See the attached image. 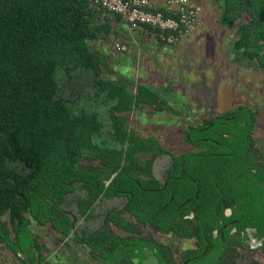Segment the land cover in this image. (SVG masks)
Here are the masks:
<instances>
[{"label":"flooded vegetation","instance_id":"flooded-vegetation-1","mask_svg":"<svg viewBox=\"0 0 264 264\" xmlns=\"http://www.w3.org/2000/svg\"><path fill=\"white\" fill-rule=\"evenodd\" d=\"M64 70L68 83L58 80L61 89L55 97L67 105L77 123L87 120L94 148L79 158L71 159L67 153L63 158L69 164L54 166L52 191H48L56 196L48 199L53 207L38 205L34 221L40 228L49 226L60 237L85 245L102 264H109L105 251L114 256L112 264H121L119 252L125 249L132 253L126 264H219L243 248L264 255V235L259 236L258 227L250 224L248 200L240 195L244 188L248 195L250 179L264 176L258 171L264 168V143L259 144L256 136L264 99L252 107L233 100L222 110H213V116L197 114L201 123L180 128L182 144L177 142L174 150L128 124L130 113L141 105L157 114L166 112L161 94L157 103L121 110V96L95 84L89 72L58 69L57 79ZM77 77L84 78L80 91L71 84ZM159 102L164 109H156ZM60 160L55 159V164ZM260 184L264 187V178ZM46 217L44 223L40 221ZM106 231L121 237L135 235L138 240L121 247L118 241L101 238ZM174 238L192 244L183 249ZM161 246L167 248L161 251ZM41 251L37 238L34 248L29 246L18 256L25 264H49Z\"/></svg>","mask_w":264,"mask_h":264},{"label":"trees","instance_id":"trees-1","mask_svg":"<svg viewBox=\"0 0 264 264\" xmlns=\"http://www.w3.org/2000/svg\"><path fill=\"white\" fill-rule=\"evenodd\" d=\"M222 2L220 24L237 29L234 52H240L257 69L264 70V0ZM156 10L172 15L169 10ZM104 11L94 0H0V242L16 255L37 245L30 225L39 216L35 213L39 204L53 207L48 199H54L56 192L51 196L48 189L53 185L54 166L69 164L63 158L67 153L71 159L79 158L87 149L94 148L87 120L77 123L67 105L55 97L61 89L58 69H74L77 74L89 72L95 84L102 83L104 89L121 96V110L135 104H154L161 97L147 84H138L135 95L128 90L126 80L103 77L108 68L107 56L93 49L91 43L109 32L107 24L98 21ZM245 15L248 20L238 26L236 22ZM146 95L152 99L143 98ZM156 109H164L162 102ZM55 159L61 160L55 164ZM258 171L264 173V168ZM248 173L251 175V171ZM262 178L249 180L248 195L244 194L245 188L240 192L243 194L239 193L248 200L245 205L248 218L251 225L258 227L259 236L264 235ZM4 216L8 219H3ZM47 218L40 221L44 223ZM102 236L104 240L118 241L125 248L138 240L135 235L121 237L113 231ZM147 244L152 245L151 238ZM164 247L167 248L159 249L162 251ZM124 251L128 255L119 252L121 264L132 256L129 250ZM103 257L113 263L111 253L105 251ZM240 257L233 254L218 263L237 264ZM255 264L264 263L255 261Z\"/></svg>","mask_w":264,"mask_h":264},{"label":"rangeland","instance_id":"rangeland-1","mask_svg":"<svg viewBox=\"0 0 264 264\" xmlns=\"http://www.w3.org/2000/svg\"><path fill=\"white\" fill-rule=\"evenodd\" d=\"M222 1L192 0L200 13L197 27L183 42L166 44L167 50L162 43L141 42L135 36H130L129 52L118 51L115 45L119 40L111 35L104 34L91 43L93 49L107 56L108 68L103 77L126 80L132 93H136L138 84L144 83L163 96L166 112L157 114L152 107L141 105L136 113H130L128 124L158 137L170 149L177 150V142L182 144L180 128L184 131L190 125L201 123L197 114L213 116L215 110H222L233 100L252 107L257 100L264 99V72L244 59L240 52H234L237 29H229L219 22ZM247 20L248 15H245L236 23L239 26ZM58 75L61 84L66 85V70ZM75 79L71 84L75 91H80L84 78ZM259 119L256 136L262 144L264 115ZM183 146L189 147L185 141ZM3 219L7 220L8 216ZM30 227L49 264H102L92 257L85 245L60 237L49 226L40 228L33 219ZM165 241L170 242V239ZM172 241L183 249L192 244L179 238ZM240 254L237 264L264 263V255L256 249L243 248ZM19 256L0 242V264H25Z\"/></svg>","mask_w":264,"mask_h":264},{"label":"built area","instance_id":"built-area-1","mask_svg":"<svg viewBox=\"0 0 264 264\" xmlns=\"http://www.w3.org/2000/svg\"><path fill=\"white\" fill-rule=\"evenodd\" d=\"M155 0H94L106 11L119 14L132 29L148 28L165 44L174 45L192 33L199 21V10L190 0H166L171 16L154 8ZM116 49L128 51L125 43Z\"/></svg>","mask_w":264,"mask_h":264},{"label":"crops","instance_id":"crops-1","mask_svg":"<svg viewBox=\"0 0 264 264\" xmlns=\"http://www.w3.org/2000/svg\"><path fill=\"white\" fill-rule=\"evenodd\" d=\"M190 1L192 2V0H190ZM154 8L155 9L168 10V7L166 5V0H155ZM99 19H100V20H98L99 23L100 24L101 23L107 24V27L109 29L108 33H102L100 36H102L104 34L109 35V36L111 35L110 37H116V39L119 40V41H117V43L118 42L126 43L129 45V47H130L129 43H131V39H132L130 36H135V37H138L139 39H141V42H143V41L152 42V43L159 42V43L164 44L163 45L165 47L164 50H167V48H168L165 43L161 42L155 36V34L151 31H149L147 28L140 27L139 29H132L123 18L120 17L119 19H117L110 12L104 11V14L100 15ZM142 39H144V40H142ZM184 40L185 39H182L178 43H180L181 41L183 42ZM127 52H129V51H127Z\"/></svg>","mask_w":264,"mask_h":264}]
</instances>
